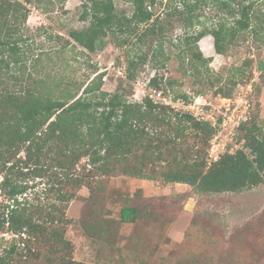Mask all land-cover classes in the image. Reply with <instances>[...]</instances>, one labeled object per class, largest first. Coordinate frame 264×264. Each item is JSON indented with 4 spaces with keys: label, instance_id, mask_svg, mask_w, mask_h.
I'll return each mask as SVG.
<instances>
[{
    "label": "trees",
    "instance_id": "trees-1",
    "mask_svg": "<svg viewBox=\"0 0 264 264\" xmlns=\"http://www.w3.org/2000/svg\"><path fill=\"white\" fill-rule=\"evenodd\" d=\"M40 1L0 0V232L9 235L0 241V264H88L73 258V245L65 236L70 222L66 210L82 187L91 197L96 177L159 180L190 186L196 194L238 193L264 183L258 98L235 127L242 148L208 161L206 148L217 126L174 112L149 96L135 101L122 88L103 90L104 72L79 92L77 83L67 80L59 89L45 88L43 78L32 76L38 73L40 54L30 60L24 36L27 4ZM122 1L130 10L118 8L115 0H80L86 26L48 38L63 42L61 49L77 46L87 57L111 38L125 48L129 83L141 65L163 68L172 57L182 74L192 78L197 95L213 90L229 98L237 83L251 81L248 61L230 67L225 76L214 72L198 42L211 35L215 51L225 54L251 36L262 38L254 0ZM159 6L162 12H157ZM206 7L213 14L207 15ZM172 22L180 30L175 36L168 32ZM29 66L32 71L25 77ZM162 80L155 73L149 84ZM260 81L264 86V79ZM164 82L171 87L174 78ZM261 87L253 83L256 97ZM189 97L176 93L172 99ZM83 158L86 162L78 168ZM34 178L43 181L40 192L31 190ZM140 193L141 188L134 195L143 199L140 203L125 198L117 219L98 222L83 213L80 225L87 237L99 246L111 245L122 224L156 223L159 213Z\"/></svg>",
    "mask_w": 264,
    "mask_h": 264
},
{
    "label": "rangeland",
    "instance_id": "rangeland-1",
    "mask_svg": "<svg viewBox=\"0 0 264 264\" xmlns=\"http://www.w3.org/2000/svg\"><path fill=\"white\" fill-rule=\"evenodd\" d=\"M254 2L264 27V0ZM80 3V0H53L52 3L41 0L27 4L30 12L24 33L28 40L26 50L30 60L32 54L33 57L40 54L38 73L33 72L32 76L43 78L45 88L59 89L67 80L76 82L78 90L80 86L89 84L96 73L104 72L102 89L108 92L122 88L128 98L135 101L150 93L159 100L154 89L171 97L176 93L200 96L203 98L201 102H206L207 108H212L219 117L220 112L230 105L237 106L239 114L245 111L247 115L258 98V111L264 128V86L260 81V78L264 79V29L258 36L262 38L256 40L251 36L252 39L240 42L225 54L215 51L211 35L203 36L198 46L203 56L209 59V67L214 72L225 76L230 67L248 61L247 70L252 72V79L248 83H237L229 98L213 90L197 95L192 78L182 74L175 57L163 68L155 69L149 63L141 65L136 80L129 83L125 79V48L115 45L111 38L102 49L88 54V57L77 46L67 45L61 49L64 43H57L48 35L67 36L71 29L86 26L87 21L80 19ZM115 3L118 8L130 10L125 1L115 0ZM161 10L159 6L157 12ZM204 10L207 15L213 14V9L206 7ZM168 32L174 36L179 34L175 22H172ZM260 64L262 69H259ZM31 71L29 66L23 76L27 77ZM155 73L163 78L157 86L149 84ZM168 77L174 78L171 87L164 82ZM253 83L262 86L258 97L255 96ZM174 112L183 113L176 109ZM237 148H242V145L237 143L235 129L227 126L224 130H216L206 148L207 160H211V154L232 152ZM85 162L86 158H83L78 168ZM42 182L40 178L31 180L30 183L34 184L32 192H40ZM92 185L91 197H88V188L82 187L66 210L70 222L65 236L73 245L75 260L88 264H264V183L238 193L210 194H196L187 185L123 175L96 177ZM140 188V195L148 199L147 205L160 215L156 223L122 224L117 229L113 244L99 246L93 243L80 225L83 213H89L98 222L117 219L127 196L132 203L143 201L141 197L134 196ZM1 200L3 196L0 192ZM8 238V233L0 232V241Z\"/></svg>",
    "mask_w": 264,
    "mask_h": 264
},
{
    "label": "built area",
    "instance_id": "built-area-1",
    "mask_svg": "<svg viewBox=\"0 0 264 264\" xmlns=\"http://www.w3.org/2000/svg\"><path fill=\"white\" fill-rule=\"evenodd\" d=\"M153 91L157 94L159 100L154 99L151 93L148 94V96L153 98L155 102L171 106L180 112L191 113L202 120L208 121L212 126H217V130H224L227 126H230L231 129L234 130L239 122L245 118L244 113L246 112L244 111L239 114L237 106L232 107L230 105L226 107L224 112H220L221 116L219 117L212 108H207L206 102H201L203 98L200 96H191L188 99L178 98L174 100L171 96H165L160 91H156L155 89ZM220 154V152L211 154V160H216Z\"/></svg>",
    "mask_w": 264,
    "mask_h": 264
}]
</instances>
